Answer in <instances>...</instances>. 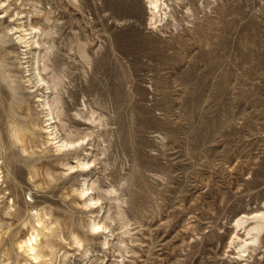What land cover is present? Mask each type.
<instances>
[{
    "label": "rangeland",
    "instance_id": "obj_1",
    "mask_svg": "<svg viewBox=\"0 0 264 264\" xmlns=\"http://www.w3.org/2000/svg\"><path fill=\"white\" fill-rule=\"evenodd\" d=\"M148 2L0 0V264H264V0Z\"/></svg>",
    "mask_w": 264,
    "mask_h": 264
},
{
    "label": "bare ground",
    "instance_id": "obj_2",
    "mask_svg": "<svg viewBox=\"0 0 264 264\" xmlns=\"http://www.w3.org/2000/svg\"><path fill=\"white\" fill-rule=\"evenodd\" d=\"M162 2V0H149L148 4H149V10L151 12V20H153L156 16V14L158 13L159 11V6H160V3ZM163 4V3H162ZM161 4V5H162ZM37 46H38V43H35ZM38 71V70H37ZM39 75V74H38ZM44 83V81L42 79H40V77H38V83L35 85V87L39 88L40 85L39 83ZM48 106V111L49 113L47 114V116H50L52 115V112H51V107L50 105H46ZM47 113V112H46ZM53 119V118H51ZM47 125H50L49 123ZM48 128V127H47ZM54 135V134H53ZM55 139H58V138H55ZM57 142H60L57 141ZM75 144H72V143H62L60 145V151H69L70 149H72V147H74ZM88 165V164H87ZM85 167V166H84ZM87 190V189H86ZM249 220H252L254 222H256L252 227L250 228H246L244 225L249 221ZM236 227H240V229H244V232H245V236L247 237L246 239H241L242 241L238 244L239 246V249H238V253L242 252L241 251V248H246L248 247L249 245H253L254 243L257 242L258 240V235L264 230V213H260L258 215H255V216H252V217H248V216H245L243 215L241 218H239L237 221H236ZM99 227H96L94 226V229H97ZM93 229V230H94ZM235 238H237V235L235 234L234 235ZM239 237V236H238ZM31 238V237H30ZM28 239L27 241L24 242V244L26 245L25 247L28 249L29 252H31L32 254V258L33 260H38L39 258H42L44 257L45 255H43L42 252H38V250H36L37 248V241H36V238L33 237L32 239L34 240L35 244L33 245L31 243V239ZM32 240V241H33ZM234 239L231 240V242H233ZM246 241H248L246 243ZM26 242H28L26 244ZM50 243H46V247H49ZM19 249L22 248V246L20 245L18 247ZM240 257V256H239ZM242 257V256H241Z\"/></svg>",
    "mask_w": 264,
    "mask_h": 264
}]
</instances>
